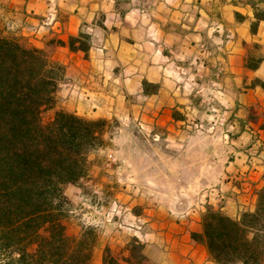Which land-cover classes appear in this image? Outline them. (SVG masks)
Instances as JSON below:
<instances>
[{
  "label": "crops",
  "instance_id": "crops-1",
  "mask_svg": "<svg viewBox=\"0 0 264 264\" xmlns=\"http://www.w3.org/2000/svg\"><path fill=\"white\" fill-rule=\"evenodd\" d=\"M263 3L0 0V28L64 66L55 110L120 124L106 146L113 153L88 156L91 192L65 188L104 227L91 264H103L106 246L128 255L132 239L150 264H217L192 236L207 206L235 219L255 210L264 188ZM192 121L211 130L195 133ZM114 203L126 213L111 212ZM129 218L141 228L125 227Z\"/></svg>",
  "mask_w": 264,
  "mask_h": 264
},
{
  "label": "trees",
  "instance_id": "trees-1",
  "mask_svg": "<svg viewBox=\"0 0 264 264\" xmlns=\"http://www.w3.org/2000/svg\"><path fill=\"white\" fill-rule=\"evenodd\" d=\"M64 70L48 49L0 29V264H91L96 229H68L65 188L87 174L90 152L106 144L109 121L64 110L43 121ZM202 225L192 236L217 264H263L264 188L255 210L235 219L208 205ZM127 249L116 254L106 246L103 264H150L137 239Z\"/></svg>",
  "mask_w": 264,
  "mask_h": 264
},
{
  "label": "rangeland",
  "instance_id": "rangeland-1",
  "mask_svg": "<svg viewBox=\"0 0 264 264\" xmlns=\"http://www.w3.org/2000/svg\"><path fill=\"white\" fill-rule=\"evenodd\" d=\"M262 6H263L262 8H264V5H262ZM1 30L5 34H8L3 29H1ZM11 36H13V35H11ZM14 37H16V36H14ZM17 38H19V37H17ZM55 112H56L55 106L52 107V108H46L43 111V113H42L43 121L44 122H49L50 120H52L54 115H55ZM108 121H109V124L107 126V133L105 135L106 144L104 146H102V147H99V148L93 150L92 152H97L96 150L101 149V152L103 154L113 153L114 150L106 149V146L111 143L110 137L115 135L120 130V126H119L120 124H119V122L117 120H108ZM210 130L211 129H209L207 131L205 130L204 132H209ZM192 131H194L195 133H198V134H203L204 133V132H197L194 129H192ZM88 168H89V162H88ZM87 174H88V172H87ZM87 174L77 184L83 189V191L85 193H90L91 190H92V187H91L90 184L85 183L87 181ZM69 199H70V197H69ZM114 205L115 204H113V206L111 208V212H113L117 216L118 215H123L122 213L125 212V210L122 209V213H117L116 210H113V208L115 207ZM118 205H120V204H118ZM69 208H70V210H69V214H68V218H67V226H68V229L71 232H78L83 226H92V227H94L96 229L97 236H99V231L101 229H103L104 227H102V224H101V226L100 225L96 226V225L92 224V216L90 214V211H92V210L90 209V207H88L86 204H82L80 201H75L74 202V201H72L70 199ZM99 212L100 213H98V216H101L102 219H103L104 214H105V210L104 209L103 210H99ZM122 217H124V216H122ZM124 226L126 227L125 224H124ZM97 240H98V237H97ZM112 250L116 254H122V253L125 252L124 248L117 249V250L112 249ZM263 263H264V260H263Z\"/></svg>",
  "mask_w": 264,
  "mask_h": 264
},
{
  "label": "built area",
  "instance_id": "built-area-1",
  "mask_svg": "<svg viewBox=\"0 0 264 264\" xmlns=\"http://www.w3.org/2000/svg\"><path fill=\"white\" fill-rule=\"evenodd\" d=\"M190 126L192 129H194L197 132H204L205 130H209L208 128H206L205 124L203 122L200 121H192L190 123ZM115 207L113 208V210H116L117 213H122V208L120 205H118L117 203H114ZM126 222H124V224L126 225V227H128L129 229L132 230H139L141 228V225L139 223H136V220H132L131 218L125 220ZM136 234V233H135Z\"/></svg>",
  "mask_w": 264,
  "mask_h": 264
}]
</instances>
